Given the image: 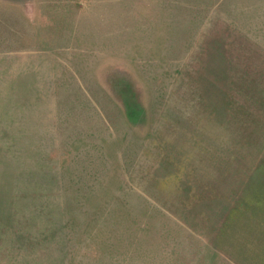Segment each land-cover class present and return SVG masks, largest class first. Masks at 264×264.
Listing matches in <instances>:
<instances>
[{
	"label": "rangeland",
	"instance_id": "1",
	"mask_svg": "<svg viewBox=\"0 0 264 264\" xmlns=\"http://www.w3.org/2000/svg\"><path fill=\"white\" fill-rule=\"evenodd\" d=\"M0 264H264V0H0Z\"/></svg>",
	"mask_w": 264,
	"mask_h": 264
}]
</instances>
